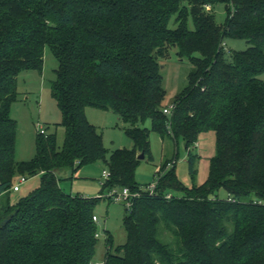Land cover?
Returning a JSON list of instances; mask_svg holds the SVG:
<instances>
[{
  "label": "trees",
  "instance_id": "trees-1",
  "mask_svg": "<svg viewBox=\"0 0 264 264\" xmlns=\"http://www.w3.org/2000/svg\"><path fill=\"white\" fill-rule=\"evenodd\" d=\"M218 2L227 6L223 24L211 11ZM227 37L246 38L249 46L227 52ZM46 45L59 62L51 89L65 137L60 146L55 132H38L35 154L18 160L11 115L17 78L24 69L42 70ZM172 46L193 69L169 117L159 58ZM263 72L264 0H0V264H98L93 216L101 196L65 192L62 171L103 159L111 172L103 190L141 189L138 155L153 157L150 130L140 125L146 119L162 134L170 119L191 172L199 134L214 130L209 176L185 185L167 160L156 193L142 189L126 206V242L115 245L108 233L99 264H264ZM89 106L129 122L133 147L107 157ZM36 174L39 185L13 198L16 177Z\"/></svg>",
  "mask_w": 264,
  "mask_h": 264
},
{
  "label": "rangeland",
  "instance_id": "rangeland-1",
  "mask_svg": "<svg viewBox=\"0 0 264 264\" xmlns=\"http://www.w3.org/2000/svg\"><path fill=\"white\" fill-rule=\"evenodd\" d=\"M211 11L215 20L223 24L227 17V6L223 2L213 5ZM170 26H176L175 15L169 22ZM190 27L194 26L193 18L188 19ZM227 52L241 50L249 46L246 38L227 37L224 40ZM196 55L199 53L196 52ZM161 64L162 84L166 89L164 103L169 105L176 95L188 85V75L193 69V63L188 56L180 57L177 47L172 46L167 56L159 58ZM58 59L53 54L49 45L45 46L44 63L42 70L24 69L18 74L17 88L18 99L12 103L11 115L17 121L15 155L18 160L31 158L36 152V137L40 132L39 124L47 132H55L58 145H62L65 137V127L62 124V111L57 100L52 95L51 82L56 77ZM264 79V72L260 74ZM86 114L103 136L104 145L107 148V157L110 152L118 147H133L134 141L128 135L129 122L124 121L119 115L111 110L89 106ZM171 117V114H168ZM150 130V148L153 157L142 158L135 171V179L142 188L158 180V173L162 170L167 160L174 162L177 176L185 185H199L207 181L209 176L210 161L217 150V135L214 130L201 132L198 136L194 151L198 154L195 163V171L189 169L187 148L182 137L175 139L169 129L162 134L152 127L150 119L140 124ZM170 128V119L167 121ZM171 166V163L167 166ZM107 164L103 159L83 164L78 170L67 169L62 171L61 187L65 192L73 195L88 197L100 196L107 192L103 190L106 179L102 175ZM27 176V180L21 184L20 189L12 191L13 198L27 195L33 188L39 185V174ZM18 175L15 181L19 180ZM170 193L180 196L183 191L172 188ZM219 196L226 197L228 192L222 188L218 191ZM126 203L115 201L103 195L95 206L97 215L98 242L94 260L100 262L105 257L106 238L112 234L114 244L126 242L127 234L124 226ZM169 235V233H167ZM166 234V235H167ZM167 235V236H168Z\"/></svg>",
  "mask_w": 264,
  "mask_h": 264
},
{
  "label": "built area",
  "instance_id": "built-area-1",
  "mask_svg": "<svg viewBox=\"0 0 264 264\" xmlns=\"http://www.w3.org/2000/svg\"><path fill=\"white\" fill-rule=\"evenodd\" d=\"M208 9H211V5L208 4L207 5ZM225 44V42H223V45ZM225 46V45H224ZM175 107V103L171 102L169 105H165L163 107V111L167 114H172L173 110ZM40 127V132H46V129L42 127V125L39 124ZM170 130V128H168ZM111 172L108 168L103 169L102 171V175L104 177V179L109 178ZM27 180V176L26 175H20L19 180L16 181L13 185H12V189L14 191H17L20 189V186L22 183H24ZM157 183L158 180L156 182H153L151 184L146 185V187L136 190V191H132L128 186H123V187H111V188H107V192L102 193L100 196L102 197L103 195H106L107 197H109L112 200L115 201H124L126 203V206L131 207L132 203H133V198L135 196H139L142 193V189L145 191H148L151 194L156 193V188H157ZM167 197H170L171 194L167 193L166 194ZM94 220L97 221L98 217L95 214L93 216ZM98 264L100 262H97Z\"/></svg>",
  "mask_w": 264,
  "mask_h": 264
},
{
  "label": "water",
  "instance_id": "water-1",
  "mask_svg": "<svg viewBox=\"0 0 264 264\" xmlns=\"http://www.w3.org/2000/svg\"><path fill=\"white\" fill-rule=\"evenodd\" d=\"M139 158H145L146 157V154L144 151H142L139 155H138Z\"/></svg>",
  "mask_w": 264,
  "mask_h": 264
}]
</instances>
